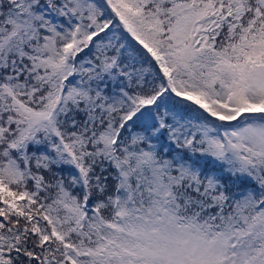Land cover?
<instances>
[{"label": "snow or ice", "instance_id": "6c2138e0", "mask_svg": "<svg viewBox=\"0 0 264 264\" xmlns=\"http://www.w3.org/2000/svg\"><path fill=\"white\" fill-rule=\"evenodd\" d=\"M0 264H264V0H0Z\"/></svg>", "mask_w": 264, "mask_h": 264}]
</instances>
